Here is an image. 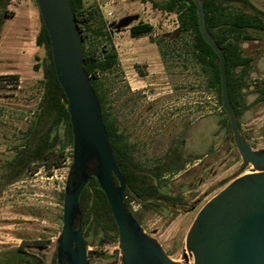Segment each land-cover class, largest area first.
<instances>
[{
  "label": "rangeland",
  "instance_id": "rangeland-1",
  "mask_svg": "<svg viewBox=\"0 0 264 264\" xmlns=\"http://www.w3.org/2000/svg\"><path fill=\"white\" fill-rule=\"evenodd\" d=\"M111 1L107 6L113 14L109 22L125 15L138 14L136 21L119 32L110 29V43L117 53L118 65L104 76L111 86L110 98L117 117L126 96L136 106L150 101L155 95L153 93L158 91L160 110L164 108L168 111L172 100L175 107L181 109L184 108L183 103L190 102L192 121L197 117L202 119L196 125L198 131L192 147L199 150L206 143L207 155L201 163L197 160L180 172L166 174L163 178L165 185L172 192L179 193L186 202L183 211L174 216L167 209L161 213L149 211L141 221L145 232L158 241L171 259L186 264L190 258L187 262L184 258V253L188 254L185 236L195 215L228 180L241 173L243 159L235 144L226 137L224 131L218 129L216 119L221 109L214 93L205 87L204 78L191 55L185 50V42L189 37L185 35L177 41H170L167 36L177 28V16L154 8L149 1ZM104 2L97 0L93 5L105 19L106 11L100 9ZM251 2L264 13V0ZM25 4L22 3L13 11V16L8 18L6 24L9 31L19 29L17 35L9 36L5 44L9 51L15 52L16 57L0 61V74L17 76L16 86L13 83L15 79L1 81L4 87L0 92V124L17 134H8L13 140L20 136L24 125L30 124L42 91V72L33 69V65L39 63L44 54L43 48L37 46L34 40L40 27V17L34 1V19L27 15ZM139 22L150 24L151 30L148 34L132 36L129 27ZM258 33L264 39V30ZM13 38L24 43L15 46L17 42ZM99 41L94 39V43ZM85 42L88 45L87 39ZM243 47L246 54L254 56L255 60L248 86L243 90L244 99L250 105L242 113L240 128L249 139L250 146L258 150L264 148V102H252L255 100V84L264 86V42L244 43ZM260 52L262 54L258 55ZM141 91L145 92L139 93ZM167 94L173 96L168 98ZM7 150L8 144H0V154ZM141 160L145 163L152 161H148L145 156ZM70 163V148H67L59 166L33 167L21 180L4 188L0 194V250L15 248L20 238H25L27 243L33 244L31 250L41 256L43 264H54L51 257L61 231L58 217L62 213L61 195ZM251 168L250 164L246 165L243 172ZM132 208L136 210L138 206L132 203ZM39 238L44 244L35 250L34 242ZM121 254L118 241L86 247L88 264H120Z\"/></svg>",
  "mask_w": 264,
  "mask_h": 264
},
{
  "label": "trees",
  "instance_id": "trees-1",
  "mask_svg": "<svg viewBox=\"0 0 264 264\" xmlns=\"http://www.w3.org/2000/svg\"><path fill=\"white\" fill-rule=\"evenodd\" d=\"M8 1L0 0V37L5 20L14 14L7 8ZM141 1H149L154 8L177 16L178 26L167 36L170 37V41H177L185 35L189 37L185 42L187 46L185 50L191 55L204 78L205 87L214 93L221 109L216 119L218 129L224 131L226 137L234 143L228 116L221 105L219 57L200 32L194 1ZM69 2L82 38V67L88 74L98 99L109 145L125 178V206L140 225L144 215L149 211L161 213L166 208L174 216L183 211L186 202L179 193L173 194L163 187L165 185L163 175L168 170L177 169L174 166L177 161L175 158L165 161L158 158L154 164L143 167L138 159L128 156L127 162L125 156H122L120 134L116 132L115 119H109L111 86L104 76L118 65L117 53L110 43L111 27L93 4L85 5L83 0ZM200 3L204 12L205 28L225 58L227 97L241 132L240 119L250 105L244 99L243 90L248 86L249 74L255 60L254 56L246 54L243 44L264 41L258 33L264 30V13L250 0H200ZM96 15L99 16V20ZM150 30V24L139 22L130 27V34L138 36L148 34ZM86 39L89 41L88 45ZM94 39L100 41L94 43ZM35 44L44 51L39 63L33 65L34 70L40 69L42 72L40 80L42 91L30 124L24 125L16 140L10 138L8 134L13 136L17 134L0 124V144H8V150L0 154V194L7 185L27 175L33 167L59 166L67 148H70L72 157L73 136L67 99L56 76L49 36L41 18ZM13 79L16 86V75L0 74V92L4 87L1 81ZM253 93L255 100L252 103L264 102V86L255 84ZM244 138L249 143V139ZM114 181L117 184L115 178ZM131 201L139 203L140 207L134 210L130 205ZM79 205L85 248L88 245L118 241L117 227L110 207L95 177L92 176L82 188ZM53 262H56V252Z\"/></svg>",
  "mask_w": 264,
  "mask_h": 264
},
{
  "label": "water",
  "instance_id": "water-1",
  "mask_svg": "<svg viewBox=\"0 0 264 264\" xmlns=\"http://www.w3.org/2000/svg\"><path fill=\"white\" fill-rule=\"evenodd\" d=\"M204 40L219 57L221 105L243 164L197 212L185 236L186 262L264 264V148L254 150L242 137L226 92L225 58L205 28L200 0H193ZM46 29L58 82L67 99L72 128V157L62 193L57 264H88L81 233L79 196L93 176L105 194L117 227L120 264H185L171 259L145 232L124 203L126 182L108 142L101 108L82 67V38L69 0H35ZM138 19L125 15L109 23L119 32ZM249 172H243L246 165ZM117 181V184L114 181Z\"/></svg>",
  "mask_w": 264,
  "mask_h": 264
},
{
  "label": "flooded vegetation",
  "instance_id": "flooded-vegetation-1",
  "mask_svg": "<svg viewBox=\"0 0 264 264\" xmlns=\"http://www.w3.org/2000/svg\"><path fill=\"white\" fill-rule=\"evenodd\" d=\"M132 26L133 25L130 27ZM263 42L264 41H259L253 44ZM260 54L262 53H258V55ZM111 92L110 89L109 98ZM144 92L145 91H141L139 93ZM171 92L172 91L169 93ZM153 94L155 95L150 101H146L145 104L138 103L136 106H133L132 100L126 96L121 104L119 118L115 114L110 98L109 119H115L114 125L117 127L116 132L120 134L122 156H125L127 162L128 156H130L138 159L143 167H149L151 164H154L158 158H162L163 161L170 158L176 159L177 163L174 166L177 167V169L164 172V178L166 174L180 172L192 162L195 163L198 160L201 163L202 159L207 155V146L205 143L199 150L192 147V142L195 140V135L198 131L196 125L197 123H201L202 119L197 117L192 121L190 116V102H187V104L183 103L184 108L181 109L176 108L172 100V105H169L168 111H165L164 108L160 110L159 92L157 91ZM167 95L166 97L168 98L173 96L170 94ZM200 130L202 131V129ZM240 133L243 138L246 137L242 132ZM142 156L148 157V161L152 159L151 163L149 162V164L142 161ZM22 178L13 181L9 185ZM163 187L171 191L169 186L163 185ZM172 193L176 194L175 192ZM132 203L135 202H130L131 207ZM135 204L138 208L140 207L139 203ZM168 212L170 211L168 210ZM58 218L61 220V215ZM43 244V240L39 238L35 240L33 248L38 250ZM31 246H33V244L27 243L25 238H20V242L15 248L1 249L0 264H43V259L39 254L31 250ZM56 248L57 240L55 242L54 253L56 252ZM54 253L51 257L52 263H54ZM54 264H57V261Z\"/></svg>",
  "mask_w": 264,
  "mask_h": 264
},
{
  "label": "crops",
  "instance_id": "crops-1",
  "mask_svg": "<svg viewBox=\"0 0 264 264\" xmlns=\"http://www.w3.org/2000/svg\"><path fill=\"white\" fill-rule=\"evenodd\" d=\"M83 1H84L85 5H90V4H93L94 2H97V0H83ZM104 1L105 2L103 3L104 4L103 7H105L107 9V6H109V4H110L109 2H111V0L109 2L106 0H104ZM24 3H26L24 6H26L27 15H30L31 18L34 19V10L32 9V2L27 1ZM14 16H16V14ZM7 20H8V18L5 20V23H4L3 29H2V33H1V37H0V61L3 59H10V58L15 59V57H16L15 52L13 50L9 51V47L8 46L6 47L5 44H6L7 38L9 36H14V35L16 36L19 29L16 28L14 30L9 31V29L6 28ZM13 39H15L14 41L17 42L15 46L19 47L21 43L22 44L24 43V42L20 41L19 39H16V38H13ZM0 73H2L1 70H0Z\"/></svg>",
  "mask_w": 264,
  "mask_h": 264
},
{
  "label": "built area",
  "instance_id": "built-area-1",
  "mask_svg": "<svg viewBox=\"0 0 264 264\" xmlns=\"http://www.w3.org/2000/svg\"><path fill=\"white\" fill-rule=\"evenodd\" d=\"M32 2V1H34V0H9L8 1V5H7V8L10 10V11H15L17 8H18V6H20V5H22V3H24V2ZM112 2V1H111ZM102 7V8H101ZM100 9L103 11V12H105L106 11V13L104 14V15H106V17L107 18H105V20H106V23L107 24H109L110 22V18H112L113 17V14H112V11L111 10H109V9H105V10H103L104 8H103V6H100Z\"/></svg>",
  "mask_w": 264,
  "mask_h": 264
},
{
  "label": "bare ground",
  "instance_id": "bare-ground-1",
  "mask_svg": "<svg viewBox=\"0 0 264 264\" xmlns=\"http://www.w3.org/2000/svg\"><path fill=\"white\" fill-rule=\"evenodd\" d=\"M247 172H249V171H247ZM177 261H179V260H177ZM186 264H192V262L190 261V262H187Z\"/></svg>",
  "mask_w": 264,
  "mask_h": 264
}]
</instances>
